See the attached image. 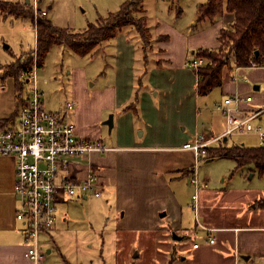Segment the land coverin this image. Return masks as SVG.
I'll list each match as a JSON object with an SVG mask.
<instances>
[{
	"label": "crops",
	"instance_id": "1",
	"mask_svg": "<svg viewBox=\"0 0 264 264\" xmlns=\"http://www.w3.org/2000/svg\"><path fill=\"white\" fill-rule=\"evenodd\" d=\"M32 1L14 2L29 4ZM159 1L156 0L155 5L160 14L150 18L144 12L150 34L148 48L143 49V43L138 42L139 35L132 26H125L85 56L91 59L104 56L103 76L107 78V88L92 119L93 130L78 127L82 122L80 103H72L70 120L76 136L99 140L110 148L105 153L91 155L101 195L71 200L58 206L67 207V211L58 215L53 228L42 235L43 244H50L46 246V255L52 250L59 252L58 264H94L95 260L82 253V244L77 240L72 251L62 255L64 247L57 235L69 225L70 205L88 199H103L107 209L113 210V217H107L105 237L113 244L114 250H111L117 262L122 258L127 263L129 257L140 256L134 246L122 251V242L137 243L141 250H144L143 242H146V248L149 243L155 247L157 243L159 249V244L169 245L172 234L173 240L180 241L191 234L187 248L179 251L181 259L188 252L186 258L194 264H264V206L258 205V201L264 199V193L231 188L225 183V176L221 186L209 188L210 180L203 178L202 182L199 181L197 201L192 199L193 188L189 203L188 190L194 187L191 183L194 156L190 151L179 149L196 133L214 137L224 131L223 116L213 110V106L227 96L251 97L250 103L242 105L246 110L263 108L264 66L235 68L241 82L234 80V68H226L221 86L208 95L199 96L196 71L186 64L196 59L198 50L219 48L220 31L230 27L232 17L223 13L212 20L199 22L197 6L207 0L193 1V8L187 16L180 15L174 8L166 10L167 5L162 6ZM37 2L39 4L41 0ZM12 113L9 109L6 115L0 112V121L5 122ZM109 114L113 117L110 131L101 121ZM263 114L264 111L258 117ZM99 123L107 128V142L101 138L105 133ZM227 140L225 138L212 146H240L229 145ZM0 158L14 164L10 158ZM202 160L204 164L224 161L231 169L235 168V163L228 159L207 156ZM13 169L15 171L14 165ZM233 170L232 174L237 172L248 179L258 176L250 166ZM80 173L83 176L84 169ZM199 176L197 171L198 180ZM8 182L12 189L0 182V264H33L25 256L22 226L15 219L14 178H8ZM134 252L138 254L132 255ZM104 255L100 256L99 264H107V251Z\"/></svg>",
	"mask_w": 264,
	"mask_h": 264
},
{
	"label": "rangeland",
	"instance_id": "2",
	"mask_svg": "<svg viewBox=\"0 0 264 264\" xmlns=\"http://www.w3.org/2000/svg\"><path fill=\"white\" fill-rule=\"evenodd\" d=\"M1 1L14 2L16 0ZM125 1L127 0H41L38 7L48 13L46 19L54 25L69 29L72 32H82L87 28L88 24H95L101 18L107 17L109 13L116 12ZM193 1L196 0H160L159 2H161L162 6L164 4L167 5L166 10L174 8L175 11H179L180 15L187 16L193 8ZM31 3H29L30 11H32ZM155 3L156 0H142V8L150 18L160 14L158 8L156 9ZM49 6L50 8L48 9ZM143 16L144 14L139 12L135 15V18L138 19ZM138 42L142 41L138 39ZM34 47L35 30L31 18L12 17V19H5L0 16V112H4L3 115H6L8 109L13 111V116L6 118V121L16 120L18 113L15 79L7 74H11V70L16 69L18 65L26 68L24 72L31 69L36 60L34 53L33 55L31 54ZM219 49L222 50V47L220 48L219 46L216 50L217 53L222 52L223 55L227 53L226 47L222 51ZM219 54L222 55L221 53ZM102 56L97 55V57L91 59L90 57L78 56L72 51L57 47L52 48L43 66L37 70L38 85L43 92L45 107L54 111L64 109L68 102L74 105L80 103L82 122L78 123V127L93 130V125L95 124L92 119L95 118V112L99 109L98 105L103 99L107 88V78L103 76L105 61ZM104 59L107 62V57ZM233 68L234 80L241 82L239 71L235 70V67ZM22 73L19 75L21 76ZM20 95L22 98L28 95L26 87L22 89ZM92 111L93 116H90ZM250 124L255 131L259 128L264 129V114L253 119ZM99 126L102 133L103 130L105 133L102 134L101 138L107 142V128L100 125V123ZM227 143L229 145L243 144L247 147L260 145L256 132L233 135L228 137ZM211 148H214V146ZM204 163L205 161L202 160L198 164L199 181L202 182L203 178L209 179V188L221 186L222 177L225 176L227 178L225 183H228L231 188H245L251 193L254 191L264 193V177L254 176L248 179L245 175L243 176L237 172L232 174L233 168L231 169L230 165L224 161ZM13 165L10 160L0 158V182L4 183L5 187H10V189H12V185L8 182V178L13 179V176H15ZM193 188L188 190L189 203L192 201L190 196L193 194ZM258 205L263 207L264 199L259 200ZM66 208L64 206L57 207L56 216L58 217L64 210L66 212ZM107 217H113V210L109 211L107 209V204L103 202V199H88L74 206L70 205L68 219L66 217L69 225L60 235H57L64 247V250H61L62 255L72 251L74 241L77 240L82 244V253L89 255L91 257L90 260H95L94 264L100 263V256H105L106 251L107 264H194L193 261L186 258L188 252H185L186 254L183 255L182 259L180 258L182 257L181 252H179L182 248H187L188 242L192 237L191 234L187 239L184 237L183 241L173 240L175 237L172 234L169 238V245L167 243V245L159 244V249L155 241L153 242L156 243V247L155 244L149 243L146 248V242L141 243L144 250L139 249V244L137 243L122 242V251H127L134 246L140 251V256L129 257L127 263L122 258L119 259L120 263L117 262L111 250H114L113 244L105 237V232L108 230V225L105 227ZM41 241L42 249L46 254L47 247L50 244L46 242V247L43 244L42 236ZM171 245L173 246L171 247ZM169 246L171 247L170 249ZM174 248L175 250H173ZM137 254V252H134L132 255ZM171 257L175 258L171 259ZM46 258L47 260L43 264H58L57 258H60V254L52 250V253L46 255Z\"/></svg>",
	"mask_w": 264,
	"mask_h": 264
},
{
	"label": "built area",
	"instance_id": "3",
	"mask_svg": "<svg viewBox=\"0 0 264 264\" xmlns=\"http://www.w3.org/2000/svg\"><path fill=\"white\" fill-rule=\"evenodd\" d=\"M31 6L34 18L46 16L47 12L40 10L37 0H33ZM203 64V59L196 58L186 65L197 71ZM37 70L35 61L31 69L20 76L19 81L22 88L26 87L28 95L19 101L16 120L0 121V157L10 158L14 163L15 219L22 226L25 256L33 264H43L46 254L42 249L41 236L55 225L57 207L71 200L100 197V185L93 171L91 155L105 153L110 148L99 140L76 136L70 120L71 102L58 112L45 108ZM251 100V97L239 94L223 98L213 106V110L223 116L224 131L214 137L196 133L191 141L179 148L192 152L194 156L191 180L194 202L200 189L198 164L208 156V149L213 144L233 135L256 132L260 146L264 147V129L255 131L250 124L264 111V107L244 109L242 105ZM81 169H84L83 176L80 175Z\"/></svg>",
	"mask_w": 264,
	"mask_h": 264
},
{
	"label": "trees",
	"instance_id": "4",
	"mask_svg": "<svg viewBox=\"0 0 264 264\" xmlns=\"http://www.w3.org/2000/svg\"><path fill=\"white\" fill-rule=\"evenodd\" d=\"M30 4L0 0V13L3 17H29L32 19L36 40L31 54L35 57L36 66L42 67L49 52L55 46L66 48L78 56L89 55L96 47L114 37L117 30L132 26L143 43V49L150 43L149 30L146 27L145 16L136 19L137 13H143L142 0H127L114 13L101 18L95 24H88L82 32H72L69 29L53 25L45 17L34 18ZM32 7V6H31ZM226 13L232 17L229 28L222 29L219 43L227 53L220 55L216 50H198L196 58L203 59L204 64L197 69V93L199 96L208 95L213 89L222 84L224 69L263 67L264 66V0H207L197 6V21L212 20L215 16ZM220 50V51H222ZM258 51L257 56L254 55ZM34 51V52H33ZM216 53V54H215ZM10 64V63H9ZM7 64L8 66H10ZM26 68L18 65L11 70L15 79L17 91L16 107L21 99L22 85L19 74ZM13 116V114H12ZM210 159H228L235 163L236 171L250 166L259 177H264V147L231 146L209 148Z\"/></svg>",
	"mask_w": 264,
	"mask_h": 264
},
{
	"label": "water",
	"instance_id": "5",
	"mask_svg": "<svg viewBox=\"0 0 264 264\" xmlns=\"http://www.w3.org/2000/svg\"><path fill=\"white\" fill-rule=\"evenodd\" d=\"M257 54H258V51L256 50L255 52H254V55L255 56H257ZM112 115L110 114L109 116H108V118H107V120H105L104 121V124L106 125V126H108V130L110 131L111 130V128H112V126H113V120H112Z\"/></svg>",
	"mask_w": 264,
	"mask_h": 264
}]
</instances>
